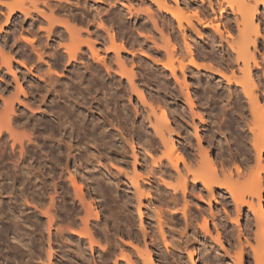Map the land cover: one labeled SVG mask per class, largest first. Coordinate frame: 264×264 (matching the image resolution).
<instances>
[{
	"label": "rangeland",
	"instance_id": "1",
	"mask_svg": "<svg viewBox=\"0 0 264 264\" xmlns=\"http://www.w3.org/2000/svg\"><path fill=\"white\" fill-rule=\"evenodd\" d=\"M20 1L21 0H4V1L1 0L0 1V2H3L5 4L4 5V4L0 3V28H1V30H0V46H2L3 44L5 45V46L3 45L4 47L2 46L3 49H5V52L10 47V50H8L6 52L7 53L6 55H8V53H9V55L12 54V55H10V57L13 56L12 57V66H11L12 70L6 69L7 67H6V64L4 62V59H2L0 57V94H1L0 95L1 96L0 97V118H1V120H5V118L7 119V117H8L5 113L6 110H4L7 108L8 105L5 106L6 108L3 107L5 102L3 101L4 102L3 103L2 100L5 98L4 100H6V104H8V102L9 101L11 102L12 98H14L15 100L13 101V104L15 106L14 107L15 110L13 112H16V114L14 115L13 112L9 113L13 117H11L12 119H10L12 121L9 120L8 122L12 125L13 120H15L14 124H13L15 127L12 125L11 126L12 128L14 127V129H17L18 132H22V133L28 132L29 134L30 133L35 134L36 136L35 135L33 136L32 134H30V135L33 138L36 137V139H35L36 142H37V140H39L38 143H36V142L34 143L35 145L37 144L39 147L36 145V148L37 147L38 148L33 149V146H35V145H33V146L31 145L30 149H33L34 151L33 150L32 151L37 152L38 155H40V151L43 149L41 151V155H40V157H41L40 162L37 165H39L40 163L41 164L39 165V167L37 165L36 166L38 167V169L41 168L40 169L41 174H43V173H45V174H43L41 176V179L39 178L40 179V180H38L39 183L36 182L35 180H33L32 185L35 184V185H33L35 190L36 189L39 191L43 190L42 192H44V190H45L43 187L47 186V188L49 189L50 192H52V194H53V192L55 193L54 186H57L56 190L58 191V193H56L55 196L56 197L58 196V203L57 204L60 205V206H58V209H59L58 212L60 214H56V216L57 215L59 216V217H57V220H56V221H58V224L63 226V228L65 227L69 233V232H71V229L69 228L70 227L69 226L70 222L68 220L69 218L67 217V213H68L69 208L72 209V208L76 207V210H78V212H79L78 214L80 215V217L85 216V213H86V211H84L85 209H83L81 206L78 207L77 203H76L77 204L76 206H75V204H73V202L75 201L73 189L71 188L72 186L70 185L71 184L69 182L70 180H68L69 176H70L69 174L71 172L72 174L76 175L79 180H82L84 188H85L84 193L86 195L87 201L86 200L85 201L87 202V206L90 203H95L94 204L95 207L92 206V209L95 208V210L97 209L100 212L102 226L103 227L107 226L106 229L110 232L112 231L111 232L113 234L112 236H115V237H113L114 239L116 238L118 241H119V239L120 240L126 239V241L131 240L135 244L136 243H138L139 245L141 244L140 247H142V250L144 252H147L149 250L152 251L154 259L157 262H160V264H171V261H173V260L174 261L176 260L177 263L181 262L180 264H214L213 260H215V257H214L215 254L210 253L209 250L207 252L206 251L204 252V250L206 249V247L211 248L213 246H218L217 248L221 250L220 244L216 241L211 240V237H208L207 241H206V238L203 237V232L199 229V225L202 223L201 222L202 217H201V214L199 212V209H202V211L206 214H208L209 210L212 209L213 211H216V213L218 215L221 212L223 215H225L223 208L221 207V205H224L225 203L227 205V202L224 201V199H225L224 196H221L219 198L221 200L220 203L216 204V202H213V201L211 203V202H208L209 197H208L207 193L203 194L204 195V201H202V200H199L198 197H197L198 199L196 198V195H198L197 193L199 190L191 191V189H190L191 192H189L190 194L188 196V201L191 200L189 202V204H190L189 208H191V210L189 209V211L191 213L193 212L195 215L193 213L192 214L189 213V211H188V215H189V222L192 221V226L194 225L193 226L194 228H192V227L186 228V225L188 222L185 219V217L182 213V210H181V208L183 209V204L185 203V202L183 203L184 199H181V198H183V196L181 195L182 193L177 194V197H176L177 201L173 200L174 195L168 191V189L165 187L164 182H163V177H164V179H166V181H168L167 180L168 176L165 175V172H164V174L157 172L154 175H151L152 177L150 175H148V177L150 176V180H149V178H147L145 176L149 173V171H150L149 169H151V167L154 166V164L152 162L153 161L152 156L155 155L154 156V158H156L155 160H158L159 159L158 156H160L162 159H164V161L166 160L165 162L167 163V157L165 155H167V156L169 155V150H168V148H165V146L162 145L159 142V139L155 136H154V138H151L154 140L148 141V137L149 136L152 137L151 134H154V131L151 127H149L147 125H146L147 126L146 127L145 125H143L142 122L145 120L146 124L149 125L147 118H146V117H148L147 114H149L150 112L152 114V112H154L155 110L158 111V112L155 111L156 113L160 114L161 112L159 111L158 107H160V108L163 107V109L168 112V116L172 121L173 128L175 131V133L173 134V137L175 138L178 149L180 147L179 152H181L180 154L184 155L185 158L188 159V161H190L189 158H191L192 156L195 158V155L197 154L196 150H198L197 149L198 144H199L198 141H200L201 146H203V147H205V149H207L208 153L210 154V157L213 158L216 162H218L220 160V158L231 159L232 156L233 157L235 156V157H237L236 158L237 162L240 163L245 159V157H247V155H245V153H244L245 145H242V143H241V137H240L239 131H238L237 127L234 126L236 124H233L234 122L229 121L231 119L233 120V118H235V115L230 112L232 114V116L230 113H228V114H230L228 116L227 113H224V110H223V109H226L228 102H230V100L232 101V99H229V97H228L229 96L228 89L222 83L217 84L218 78H217L216 74L214 73V71H212V70L211 71L210 70L205 71V69H194L197 72H195V71H194V73L188 72V74H187L188 83H189L188 89L185 88L186 86L181 81V78H182L181 75L182 74H180L179 70H178V75H180L179 76L180 79H179L178 83L176 82V80L172 76L169 75L170 77L169 76L167 77V75L170 71L166 70L162 65L163 63H166L168 61V59H167V58H169L168 51H169V49L171 51V47H172L171 43H168L169 41L167 42V38L169 37L170 40L173 42V44H175V46L177 48V50L175 52L177 55V56H175V58L177 57L176 58L177 60H179L180 57L182 58L184 56L182 59L187 62V60H186L187 59V52H186L187 49L185 50L186 47H183V42H182L183 40L180 39V38H182L181 37L182 32H180L181 30L179 29L178 26H176V25H178L176 19H174L172 14H170L166 11L164 12V10L162 11L161 9H159L157 6V3H155L153 0H68L69 2L66 0H65V2H64V0H53V1L52 0H37V1L34 0L35 2H38V3H36V5H34V7H33V4H35V3L30 2L31 0H22V2H20ZM49 1L51 3H49ZM168 1L170 2L171 5L173 4L174 7L176 6V4L174 5V2H172L171 0H168ZM208 1L209 0H205V2H202L200 0H198V1L197 0H181V3H182V9L185 13L184 14L185 18L187 17L188 19H190V22L192 24H194L196 26V29L198 28V30L202 34L201 36L196 35V34H198V30H196L197 32L195 31V33H194L195 35H194L192 33V32H194V31H192L193 29L189 28L190 26L186 25V24L190 23L189 20L187 18L185 19V20H187V22L184 20V26H185V28L187 27L186 28L187 34L190 36V44L193 47V50L195 51L194 53H195L196 57L197 58H198V56L201 57V58H198V59H201V60H199L200 62L205 63V64L208 63V65L210 64L209 66L212 65V67H214V66L216 67V65L218 66V64L216 62H218L219 57H218L216 50H214V48L212 46V42H213L212 35H215L216 33H214L215 31L212 27L206 28L208 30L207 31L205 28H202L201 24H199V20H201V21H208V20L214 21V20H216L215 17L217 18V15L215 16L214 13H212ZM213 1H214L213 3L216 2V0H213ZM46 2H48V4L51 5V7H52L51 11H49V8H51L50 5H47ZM52 5H54V6H52ZM188 5H190V6H188ZM35 6H38V8H40V10H43L42 13L46 12V13L50 14L51 16H49L48 14L47 15L49 17H52L54 20L52 18L48 20L49 17L47 18L46 14H45V16L47 18L46 20L48 21V22H46L45 18H42L43 17L42 14H41V16H39L41 12L39 10L35 9ZM13 8H15V12L12 15H9L10 10H12ZM21 8L27 9L28 12H30L32 14V16L30 13L27 15L26 14L23 15V12H21ZM128 8H130V9H128ZM202 8H204L206 12L203 11L204 9H202ZM82 9H84L85 11ZM37 11H38V13H36ZM7 13H9V14H7ZM69 13H70V15H69ZM87 13L88 14L90 13V14L88 15ZM98 13H100L101 15L100 14L98 15ZM37 14H39V15L37 16ZM153 14H154L155 19L152 16ZM35 15L37 16V18L35 17ZM150 16L152 17V19ZM8 18H9V21L7 22ZM100 19H102V20H100ZM153 19H154V21H153ZM156 19H157V21H156ZM50 20L51 21L53 20V23H55V25H54L55 27L53 26V24H52V26L49 24L51 22ZM64 20L69 22L71 25L73 24L72 26H75V28H76V26H78L77 30L81 31V33L79 32L81 34V41L83 39H84V41H85V39L86 40H90V39L92 40L93 39V41H95V43H96L95 49L96 50L99 49L98 51L100 52V54L102 53V56L103 55L107 56L106 50L109 47V43H110V45H112L111 40L108 39V38H110L108 36H110L111 33H114L116 35V37H118L117 41H116L118 44H119V42L124 43L125 46L127 47V49L130 50V52L133 51L134 53H136V55L134 57L130 53H126V54L123 53L122 54L125 56V57L122 56V58L126 60V62H127L126 64H129V65H127V68L129 67L128 69H131V68L135 69L134 73H135L136 77L134 75V78H133L134 83H135L134 86H131V84L128 82V79L126 77L125 78L119 77V75H116V77H115V73L113 74V76H112V74L109 75V73H107V71L105 69L104 64H102L101 62H98V61L93 62V59L91 58L92 54H91L90 50H88L89 48L86 47L87 45L84 42L83 43L80 42L79 38H77V37H79V35H77V37H76L78 39V42L76 44H77V46L78 45L80 46V44H83L80 46L81 50H83L82 53H80V55H81L80 60H83V61L79 60L80 62L76 61V62H71V64L68 63L66 61L68 58V54L66 53V51H65L66 49H64V48L71 47V45L75 46L76 44H72L73 39L69 38L70 33L66 29L61 27V25L59 24L60 22H62ZM5 21L7 22V25H5L6 24ZM155 22L157 23V25H155ZM102 23L103 24L105 23L106 24L105 26L109 30L106 27L105 28L102 27L103 28L102 29L100 27ZM162 23L165 24V27ZM38 24L42 28H45L46 30L39 28L40 26L37 27ZM49 25L51 28L48 27ZM153 25H155V26H153ZM166 26L168 29L170 27H173L174 30H172V29H169L170 31L168 29L166 30ZM46 27L49 29H52V27H54L53 30L55 31V33H54V31L52 32L49 30L51 34L48 35L49 32L47 31ZM160 27H161V29H163V28L164 29L161 30ZM262 27H264L263 24H262ZM8 28L10 29V31ZM58 28H59V30H58ZM27 29H29V30H27ZM80 29H82V30H80ZM87 29L89 31H87ZM105 29H107V30H105ZM5 30H7V31H5ZM96 32H98V33H96ZM107 33H110V35L109 34L107 35ZM21 34L23 35L24 38L28 37L27 39H29V38L35 39V43H34L33 39H29L31 41L33 40L34 46L31 47L32 43L31 42L28 43V41H25ZM177 35H178V37H177ZM102 36L105 38H101ZM137 36H138V38H137ZM145 36H147V37H145ZM11 37H13V38H11ZM48 37H50V38H48ZM70 37H71V35H70ZM51 38H53V40ZM129 38H130V40H129ZM150 38H151V40H150ZM56 39H58V40H56ZM107 39L110 42L106 41ZM36 40H39V41H36ZM209 40H211V41H209ZM55 42H57V43H55ZM127 42H129V43H127ZM153 42H154V45H156V46H152ZM30 43H31V45H30ZM35 44H37L36 45L37 47L41 45L40 47H42V48L35 47ZM44 44H45V46H44ZM59 44H62V45L60 46ZM148 44H150L151 46ZM47 46H48V48H47ZM158 46H160L161 48ZM184 46H185V44H184ZM36 49H39L40 52L44 51L42 53H45L44 54L45 60H43V62L41 61V64L37 58L38 56L35 55L37 53H33L34 51H37ZM62 49H64V50H62ZM81 50L79 52H81ZM138 50H140V52ZM3 52H4V50H3ZM28 53H29V55H28ZM86 54H88V55H86ZM211 55H212V57H210ZM64 56H66V58ZM108 56L109 57L107 59H109L113 64L114 59L112 60V58H114V54L110 53V54H108ZM131 56H132V58H131ZM204 57L207 59V61ZM215 57L216 58L218 57L216 59L217 61L214 59ZM30 58H32V59H30ZM13 59H15V61ZM158 59L160 61L162 60L161 62H163V63H160V61ZM182 59H180V60H182ZM47 60H48V62H47ZM153 60H156V61H153ZM177 60H175V62H178ZM17 61H18V63H17ZM22 61L26 62V63L25 62L23 63L24 66H22L23 64H20V63H22ZM132 62H133V64H132ZM96 63H97V66H96ZM133 65H135V66H133ZM103 66H104V68H103ZM115 67H116L115 69H117V66H115ZM49 68L51 69V71L54 72L52 74H54V77L57 78L59 81L57 79H55L56 81L52 80L53 79V78H51L52 75H50L51 79L49 81V78H48L49 76L47 77V75H48L47 73L50 70ZM216 68L224 70V68L223 67L221 68V66L220 67L218 66ZM38 69H40V70H38ZM92 69H94V71ZM162 69H163V71H162ZM164 71H166V73H164ZM40 74H41V76H40ZM169 74H171V73H169ZM193 74H195V75H193ZM97 78H99V79H97ZM169 78H170V80H168ZM119 79L122 81H120ZM54 82L56 84H54ZM224 83H225V81H224ZM48 84H51V85L54 84V85L49 86ZM215 86H217V87H215ZM54 87L56 88L57 91L55 90ZM133 87H135V88H133ZM60 89H61L62 93H61ZM64 89H66V90H64ZM63 90H64V93H63ZM187 93H189V94L187 95ZM139 94L142 96H140ZM66 95L69 96L70 99H69V97H66ZM71 95L73 97H71ZM189 95L192 96L193 101L196 104L194 109H193L194 115H198L197 113L200 111L199 114L201 113L203 115L202 116L200 114V116H202L204 118V120L206 119L205 121L200 120V117L198 118V116L194 117V115L192 118L191 114H189L192 111H190V109L188 108L189 106L187 105V101L185 99V96H189ZM59 96H60V99H59ZM2 97H4V98H2ZM17 97L19 100H16ZM67 98L70 100V102H67V101H69V100H67ZM226 99L227 100L229 99V101H227ZM215 102H217V103H215ZM232 102L235 105L236 101L235 102L232 101ZM2 103H3V106H1ZM68 103H70V104L67 105ZM77 103L80 105H77ZM82 104L84 105V107L86 106L87 108H83ZM232 104H231V107L232 106L234 107V105H232ZM159 105H161V106H159ZM29 106H33L34 109H32L33 107L29 108ZM149 106L154 107V109L152 108V110H154V111H149L151 109V108H148ZM59 108L61 109V111ZM63 108H66L67 110H64ZM69 108H71V111L73 110L72 111L73 114L70 113L71 111ZM145 108H147V109H145ZM83 109H85V110L82 111ZM88 110H90V111H88ZM184 110H186V111H184ZM197 110H198V112H196ZM2 111L3 112L5 111V112L3 113ZM63 111L64 112L67 111L69 113L66 114ZM45 112H46V114H45ZM1 113L3 115L5 114V115L3 116ZM182 113H184V114H182ZM185 113H186V115H185ZM79 114H81V115H79ZM151 114H149V116ZM158 114H157V116H158ZM220 114H222V115H220ZM225 114L227 115L226 117H225ZM68 115H69V117H68ZM74 115H76V116H74ZM82 115L84 117L86 115V117H85L86 119ZM152 116H153V114L151 115V117ZM154 116H155V114H154ZM81 118L84 120H82ZM191 118L193 120H191ZM69 120L71 121V123L74 124V125L72 124L74 129L71 128L72 125H71ZM42 121H43V123H42ZM81 121L83 122V124ZM218 121L220 122V124L218 123ZM75 122H76V124L79 125L78 128H77L78 125H76ZM94 122H95V124H94ZM1 123H4V122L1 121ZM9 123H8V125H9ZM62 123H63V125H62ZM98 123L101 124V128H102V125L104 126L103 129L105 131H109V137L108 138L103 137L104 135L101 133L104 130L102 131V129L100 128V124H98ZM5 124H7V123H5ZM44 124H48L47 127H45ZM92 124L95 125L96 128H94L92 126ZM113 124H114V126H113ZM140 124H142L141 128H142V131L144 133L143 132L140 133V131H141V129L139 128V126H141ZM181 124H182V127H181ZM60 125H61V127L63 126L62 128H65V126H66V128H65L66 130L62 129L60 127ZM0 126H1V124H0ZM2 126H4V124ZM5 126H4V129H5ZM84 126L85 127L87 126V127L85 128ZM97 126H99V127H97ZM144 126L146 128H144ZM48 127H50L49 130L48 129L46 130V128H48ZM80 127H82V129H84V130H82ZM92 128H94V130ZM72 129L75 132H72ZM77 129H78V131H76ZM220 130H222V131H220ZM50 131H51V134H50ZM58 131H60V132H58ZM84 131H85V134L82 133ZM145 132L146 133L148 132V134L150 133V135L146 134ZM52 133L54 135L52 137H55V138L58 136L60 137L63 133V135L66 136V137L63 136V139L67 138L68 141L71 142L75 146L80 144V143H83L82 146L85 145V147H86L83 152H85L87 150L86 152L88 153V151H91L93 149L94 145H96V147H98V149H100L102 152H104V155L109 156V157L112 156L111 161H113V163L115 165L119 166L120 168L122 167L121 168L122 171H118L120 173V175L117 171H116V173L115 172L108 173L107 169L99 168L98 172L100 175V182H102V183L104 182V184L100 183L101 186H100V188L97 189L96 184L93 182L90 175H88L86 168L82 169V167H80L81 166L80 165L81 159H79L80 162L78 160L75 161L76 160L75 158L79 157V154H78L79 151L78 150L77 151H71V152H74L73 154L75 155L74 156L75 158L72 157L73 154L71 156H69V158H67V155H68L67 152H69L70 150L67 149L68 144L67 145L63 144V142H64L63 140H61L62 144L59 145V143H61V142H59L58 144H56L57 146L55 145V148L52 147V145L47 143V140H45L47 136H45V135L50 136V135H52ZM57 133H58V135H56ZM66 133L70 137L67 136ZM70 133L73 134L78 139L75 138L73 135L71 136ZM110 133H112V134H110ZM86 134L88 135V139L91 140L90 143H88L89 141L88 142L86 141V140H88L86 137L87 136ZM141 134H142V136H141ZM80 135L83 137H81ZM127 135H129V136H127ZM197 135L200 138H198ZM41 136H42V139H41ZM110 136H112V137H110ZM89 137H93V138L90 139ZM130 137H132V138L130 139ZM146 137H147V141H146ZM70 138H72V139H70ZM83 138H84V141H83ZM98 138H99V140H98ZM47 139H48V137H47ZM77 141H78V144H77ZM153 141H155V142L158 141V142H156L154 144ZM86 142H87V144H86ZM110 142H111V144H109ZM116 142L119 144H117ZM140 142L142 145L139 144ZM150 142L153 144V146L155 145L154 149L157 150L156 152H154L155 150L153 149V146ZM46 143L48 144L49 148H48ZM99 143H101V144H99ZM97 144H98V146H97ZM122 144H124V145H122ZM133 144L134 145L136 144L134 149H133ZM27 145H28V143H27ZM46 146H47V148H46ZM146 146H148V148ZM150 146H152V147H150ZM8 147H7V152L3 151L0 148V152H2L3 154L5 153L4 155L8 156V157H6V156L3 157L2 155L0 156V159L1 158L4 159V160H0V162L2 161L0 163V171L5 170V171H1V173L6 172L9 175L12 172L11 170H13V168L11 167L12 169H10V166L12 165V163H11L12 160L8 159L9 160L8 161L7 159H5V158H10L7 153L11 151L10 150L11 148L10 147L8 148ZM79 147H80V145H79ZM144 147H145V149L143 150L142 148H144ZM44 148H46V149H44ZM52 148L55 151H53ZM62 149H63V151H62ZM102 149H106V150H102ZM166 149L168 152L167 154H165ZM46 150H48L49 152ZM50 151H52V152L50 153ZM61 151L64 153H61ZM134 151L137 153V156L134 154ZM46 152L48 153L49 156L47 155ZM76 152L78 155L76 154ZM146 153H148L150 155L153 154V155L149 156ZM156 153H157V155H156ZM43 154H45V156ZM53 154H54V156H53V158H51L52 156L50 157V155H53ZM57 154L59 155V157ZM254 154H255L254 151H252V156H254ZM55 156L57 159L55 158ZM134 156L137 157L136 162H135ZM59 158H61L62 160ZM43 159H45V160H43ZM41 160H42V162H41ZM66 161H68V162H66ZM8 162H10L11 164H9ZM49 162L51 163V166H50ZM52 163L55 166V168H53L54 166L52 165ZM65 163H68V164L65 165ZM255 163H256L255 161H252L251 167L253 165V168H254ZM8 164L10 165L9 168H8ZM150 164L152 166H150ZM41 165L42 166L47 165V166L45 168V167H42ZM134 165L136 168L135 170H133ZM2 166H3V168H2ZM65 166H67V167H65ZM68 166H69V168H68ZM147 166L149 167V169ZM63 167H65V168H63ZM183 167L184 166L182 165V168ZM196 167L197 166L194 165L193 169L196 170ZM66 168H68V169H66ZM164 169L167 170L165 167H164ZM62 170H64V171H62ZM125 170H126V172H125ZM8 171H9V173H8ZM65 171H66V173H65ZM81 171H83V173ZM135 172L141 173L140 175L143 174L141 176V178H138V179H140L139 183L141 182L142 187L144 189V192L145 193H146V191L148 192L146 196L141 195V193L140 194L138 193L139 195L137 196V194H136L137 190L135 189V187H133L134 185H132V182L130 181L132 177L135 178V175H134ZM80 173L82 174L83 177L81 176ZM62 174H63V176H62ZM108 176H110V179L113 180L112 182L108 178ZM137 177H138V175H137ZM263 177H264V174H263ZM1 178H2V176L0 177V179ZM173 178H175V179H173ZM173 178L172 179L169 178V179L172 181H175L177 183V177H173ZM9 179H7V181H8V185H10V186H7L6 179H1L0 182L3 183V184H1V185H3V188H7L8 191L11 192L12 189L15 188L14 187L15 185L13 184L12 179H10V180ZM142 179H145L147 181L142 182ZM156 179H157V181H156ZM158 179L160 180V182ZM41 180L42 181L46 180V181L42 182ZM54 180H55V182H54ZM52 181H53V183H52ZM108 181L111 182L112 184L109 183ZM114 181H115V183H114ZM11 183H12V185H11ZM45 183H47V185ZM49 183H50V186H49ZM56 183H59V184L57 185ZM169 183L173 184L174 182L170 181ZM176 183H174V185ZM19 185H20V183H19ZM29 185H31V184H28V186ZM37 185H39L38 187H40L41 190H40V188L36 187ZM23 186H24V184L21 185L20 189H22ZM147 186H150V187H147ZM8 187H10V188H8ZM18 188H19V186H18ZM199 188H200V186H199ZM0 189H2L1 186H0ZM53 189H54V191H53ZM159 189H161V190H159ZM25 190H27V192L29 191L30 193H26ZM134 190H136V191H134ZM22 191L24 192L25 195H23ZM22 191L20 193V197L18 198V202H20V203L18 204V202H17V208L19 209V211H22L24 215H26V214L31 215V213H32V215H34V217H35L36 213L39 215V210H38L39 208H36L34 206V204H31V203L28 204L26 202V201L32 200V197H33L32 192L28 188L24 189ZM263 195H264V193H263ZM5 196L6 195H4V196L2 195V197L0 199V201L3 199L0 202V214H1V216H0V218H1L0 219V224H1L0 229L2 230V232L6 231L5 233H3L1 235L2 237L0 236L1 237L0 238V264H18V263L23 264L22 259H24V257H26V256L27 257L25 258L26 260L24 259L25 260L24 264H27L28 260H29L28 264H32L35 261L36 262L34 264H68V263L69 264H87V262H88V264H102L101 259L99 258L100 257L99 252H96V255H95V254H92L91 252L89 253V250L86 251V254H83L85 257V258L82 257L84 263L82 260H79L77 258L78 252L75 251L76 250V247H75L76 243H74L75 242L74 240L72 241L73 236L70 233L66 239L64 238L65 239L64 242H66V240H67V244L62 243L63 239H61V240L59 238L56 239L55 232H54L53 239L49 241V235L47 233V230L45 229L46 228V222L45 221L47 219H46V217H43L42 215L40 216L42 218L39 217L40 218L39 221L41 224V228L43 226L42 229H44L45 233L41 232L40 230H37V229H40V227H36L35 226L36 224L31 226V227H29L30 225L28 227L24 226V228H22L24 224L20 225L21 230L23 229L22 232L26 233V235H27V233L29 234L27 236L26 235L24 236L25 239L23 238L25 240L24 243H26V242H28V243H26V245H27L26 247L19 245V244H21V242L16 244V241H13L14 236H15L14 233H11L12 231L9 232V229H8V227L10 225V222H9L10 210L13 209L14 201H12V199H10L8 196L7 197H5ZM24 196H26V197H24ZM64 196L67 199H64ZM27 198H28V200H27ZM65 200H67V201H65ZM178 200H179V202H178ZM36 202L37 201H35L34 203H36ZM88 202H90V203L88 204ZM175 202H177L178 204H176ZM174 203H175V205H174ZM179 203H180V205H179ZM230 203H231V199H230ZM122 204H123V206H122ZM139 204H141V206ZM219 204H221V205L219 206ZM27 205H28V207H27ZM72 205H74V206H72ZM25 206L27 208L24 210L25 211L24 212L23 209L25 208ZM217 206L220 208L221 212H218ZM263 206H264V202H263ZM172 207H174V209ZM177 207L179 208V210ZM27 209H28V211H27ZM171 210H172V212H171ZM173 211L175 212L174 214H172ZM159 212H161V214H162L161 216H162V221L164 223V230L166 229L165 235L168 237V240L170 242H172V239H170V237H169L171 235H172L171 237H174V240L178 241V244H179L177 246L178 250L173 245H170V247L168 249L165 246V243L163 241L164 238L162 236L160 237L161 233L158 230V227H159L158 226V213ZM245 212L247 213V209ZM79 215L77 218H76V216L74 217V218H76V223H75L76 225H74V224L71 225V227L73 226L72 228H74V229H81L82 228V223L80 221L81 219H79L80 218ZM232 215H234V214H232ZM235 215L232 217L233 219L235 218ZM60 216H62L61 217L62 221H61V219H59ZM7 217H9V218H7ZM34 217L32 216L33 221L35 219ZM116 217H117V219H116ZM247 217H245L244 220L242 221V226L244 225V227H246L245 224H247V222H248L249 225H247V226L249 228L251 227V229L253 231H255L256 230V226H255L256 223H253V222L257 221V216L255 217L254 214H251L250 218L248 217L249 218L248 221H245V219H247ZM221 220L223 221V220H225V218L224 219L220 218L217 221L218 228L222 232V242L224 243V245H226L228 247L229 246L228 244L230 243L229 241H233L235 236L237 235L236 231H238V228H236V227L238 225L236 226V223H234L231 220H227V223L229 225L226 223V225H227L226 226V225H224V223H222L223 224V226H222ZM25 225H27V224H25ZM115 225L116 226L118 225L119 227L118 226L116 227ZM231 225L235 229H237V230H235V232H234V229L231 227ZM34 227H36V231H38V232L33 231V230H35ZM114 227H115V229H114ZM116 228L119 230H117ZM93 229L94 228H92V231H94ZM194 230H195V232H196V230H199L198 235L197 234L194 235L195 234ZM210 230L212 232V235L216 236L217 231H216V228H214V225L212 223H210ZM232 231L235 234L232 233ZM95 235L98 237V238L97 237L96 238L98 239V241L100 242V244L102 246H108L109 245V243H110L109 240H107L106 237L104 236L105 232L104 233L98 232V234H95ZM99 235H100V237H99ZM185 236H186V238H185ZM195 236L197 237L196 239H195ZM232 237H234V238H232ZM150 238H152V239H150ZM192 238H194V239H192ZM54 239L57 241L56 243H55ZM105 239L107 240V242ZM198 239H199V241H197ZM53 240H54V242H53ZM227 240L229 243L227 242ZM2 241H4V242H2ZM59 242H60V244H59ZM214 242H216L217 244L216 243L214 244ZM138 244H136V245H138ZM200 244H202V247L203 246L204 247L201 248ZM29 245L32 247H30ZM35 246H36V248H35ZM62 246H65V247H62ZM147 246L149 249L147 248ZM60 247H62V248H60ZM68 247L71 248V250L69 249L70 251H68ZM187 248L189 251H192L193 248L196 249V252L194 253L195 257H194L193 261L190 259L189 253L186 251ZM200 249H203V250H201V252L203 251L202 253H200V251H199ZM17 250H19L20 252ZM65 250H66V252H65ZM18 252H19V255H18ZM34 252H35V255H33ZM69 252H70V254H69ZM197 252H198V255L196 254ZM30 253H31V255H30ZM61 253H62V255H61ZM22 254H23V256H22ZM48 254H51V258H48V256H49ZM74 254H77V255H74ZM32 255L34 256L35 261H34V259L33 260L31 259V261H30V256H32ZM205 255H206V258L207 257L208 258L203 260L202 257H205ZM35 256H36V258H35ZM169 256H171V257H169ZM92 257H93V260H92ZM49 259H50V262H48ZM89 259H91V260H89ZM18 260L19 261L21 260V261L19 262ZM64 261H66L68 263H65ZM81 261H82V263H81ZM97 261H100V262H97ZM89 262H91V263H89Z\"/></svg>",
	"mask_w": 264,
	"mask_h": 264
},
{
	"label": "bare ground",
	"instance_id": "2",
	"mask_svg": "<svg viewBox=\"0 0 264 264\" xmlns=\"http://www.w3.org/2000/svg\"><path fill=\"white\" fill-rule=\"evenodd\" d=\"M1 1V0H0ZM2 1H4V0H2ZM35 1H37V0H35ZM34 0H31L30 2H33V3H35V4H33V7H34V5H36V3H38V2H35ZM53 1V0H52ZM66 1H68V0H66ZM155 3H157V6H158V8L159 9H161L162 11L164 10V12L166 11V12H168V13H170V14H172V16L174 17V19H176V21H177V23H178V25H176V26H178L179 27V29L181 30L180 32H182V35H181V37L182 38H180V39H182L181 41L183 42V47H186L185 48V50L187 49V62L186 61H184L182 58L184 57H180V59H182V60H177L176 58H175V56H177L176 55V50H177V48H176V46H175V44H173V42L170 40V38L168 37L167 38V42L168 43H171V45H172V47H171V51H170V49H169V51H168V55H169V58H167L168 59V61L166 62V63H163V62H161L159 59V61H160V63H163L162 65H163V67L166 69V70H168V71H170L169 73H171V74H169L168 72V75H167V77L170 75V76H172L175 80H176V82L178 83V81H179V76L180 75H178V70L180 71V74H182L181 75V81L183 82V84L186 86L185 88L186 89H188L189 88V83H188V78H187V74H188V72H190V73H194V69H205V71L206 70H212V71H214V73L216 74V76H217V78H218V83L217 84H224L225 85V87L228 89V91H229V99H232V101H236V103H235V105H234V103L230 100V102H228V104H227V107H226V109H223L224 110V113H227V115L229 116L231 113L232 114H234L235 115V118H233V120L231 119V120H229L230 122L232 121V122H234L233 124H236V125H234L235 127H237V129H238V131H239V134H240V137H241V143H242V145H245V151H244V153H245V155H247V157H245V159L242 161V162H237V157H233L232 156V158L231 159H227V158H220V160L218 161V162H216L213 158H211L210 157V154L208 153V151H207V149H205V147H203V146H201V143H200V141H198V150H196L197 151V154L195 155V158L192 156L191 158H189L190 159V161H188V159H186L185 158V156L184 155H181L180 153L181 152H179V149H180V147H179V149H178V146H177V143H176V141H175V138L173 137V134L175 133V131H174V128H173V124H172V121H171V119L169 118V116H168V112L167 111H165L164 109H163V107L162 108H160V107H158L159 108V111L161 112L160 114H158V113H156V112H158V111H154V110H152V108L154 109V107H148V108H151L149 111H154V112H152V114H153V116L151 117V112L149 113V114H151L150 116H149V114H147L148 115V117H146L147 118V121H148V123H149V125L148 124H146V122H145V120L142 122V124L143 125H147V126H149V127H151L152 129H153V131H154V134H151L152 135V137H148V141L149 140H154V139H151V138H154V136L155 137H157L158 139H159V142L162 144V145H164L165 146V148H168V150H169V155L167 156V155H165L166 157H167V163L164 161V159H162L160 156H158V160H155L156 158H154V156H152V155H150V154H148V153H146V154H148L149 156H152L153 157V164H154V166H152L151 164H150V166H152L151 167V169H149V167H148V169L150 170L149 171V173L147 174V175H145L147 178H149V180H150V176L151 175H154L155 173H157V172H159V173H163L164 174V172H165V175H167L168 177V181H166V179H164V177H163V182H164V185H165V187L168 189V191L171 193V194H173L174 195V198H173V200L174 201H177L176 200V197H177V194L178 193H182L181 195L183 196V198H181V199H184L183 200V209L181 208V210H182V213H183V215H184V217H185V219L187 220V225H186V228H188V227H192V228H194L193 226H192V221H190L189 222V215H188V211H189V209L191 210V208H189L190 206V204H189V202L191 201H188V196H189V192H191V191H197V190H199L198 191V195H196V198L198 197L199 198V200H202V201H204V195L203 194H206L207 193V195H208V197H209V201L208 202H211L212 203V201L213 202H216V204L217 203H220V197L221 196H224V201L225 202H227V205H226V203L224 204V205H221V204H219V206L221 205V207L223 208V211H224V213H225V215H223L222 214V212H221V210H220V208L217 206V210H218V212H221L219 215L216 213V211H213L212 209L211 210H209V213L208 214H206V213H204L203 211H202V209H199V212H200V214H201V217H202V223L199 225V229L203 232V237L204 238H206V241H207V239H208V237H211V240H213V241H216V242H218L219 244H220V248H221V250L220 249H218L217 247L218 246H213V247H211L210 245V247L211 248H209V247H206V249L204 250V252L206 251H210V253H214L215 254V260H213L214 261V264H264V206H263V202H264V195H263V193H264V177H263V174H264V27H262V24H263V26H264V0H216V2L215 3H213L214 1L213 0H209L208 1V3H209V6H210V9H211V11H212V13H214V15L216 16L217 15V18L215 17V19L216 20H214V21H201V20H199V24H201V26H202V28H210V27H212L213 29H214V33H216L215 35H212V38H213V42H212V46H213V48H214V50H216V52H217V54H218V57H219V59H218V62H216L217 64H218V66L220 67L221 66V68L223 67L224 68V70H222V69H219V68H216V67H218L217 65H216V67L214 66V67H212V65L211 66H209L208 65V63H202V62H200L199 60H201V59H198V58H201V57H199L198 56V58L196 57V55H195V51L193 50V47L191 46V44H190V36L187 34V30H186V28H185V26H184V20L187 18H185V16H184V11H183V9H182V3H181V0H171L172 2H174V5L176 4V6L174 7L173 6V4L171 5L170 4V2L168 1V0H153ZM198 1V0H197ZM200 1H202V2H205V0H200ZM20 2H22V0L20 1ZM60 2V1H59ZM64 2H65V0H64ZM69 2V1H68ZM169 2V3H168ZM0 3H2V4H4L3 2H0ZM6 3V2H5ZM49 3H51L50 1H49ZM190 3V2H189ZM46 4L47 5H50V4H48V2H46ZM5 5V4H4ZM46 5V6H47ZM59 5V4H58ZM65 5V4H64ZM39 6V5H38ZM38 6H35V9H37V10H39L40 12V15L39 14H37V16L39 15V16H41V14H42V18H45V20L49 17V16H51L50 14H48V13H46L45 11V13H42V11L43 10H40V8H38ZM52 6H54V5H52ZM56 6V5H55ZM188 6H190V5H188ZM48 7V6H47ZM50 7H51V5H50ZM197 7V6H196ZM49 8V7H48ZM54 8V7H53ZM194 8V7H193ZM128 9H130V8H128ZM202 9H204V8H202ZM52 10V7L51 8H49V11H51ZM82 10H84V9H82ZM201 10V9H200ZM60 11V10H59ZM69 11V10H68ZM85 11V10H84ZM146 11V10H145ZM199 11V10H198ZM203 11H205V9L203 10ZM15 12V8H13L12 10H10V14L9 13H7V14H9V15H12L13 13ZM21 12H23V15L24 14H29L30 12H28V10L27 9H25V8H21ZM206 12V11H205ZM36 13H38V11L36 12ZM53 13V12H52ZM67 13V12H66ZM65 13V14H66ZM71 13V12H70ZM70 13H69V15H70ZM31 14V13H30ZM45 14H46V16H47V18H46V16H45ZM49 16H48V15ZM77 14V13H76ZM88 14V13H87ZM90 14V13H89ZM88 14V15H89ZM100 13H98V15H99ZM130 14V13H129ZM183 14V15H182ZM8 15V16H9ZM54 15V14H53ZM52 15V16H53ZM72 15V14H71ZM74 15V14H73ZM101 15V14H100ZM31 16H32V14H31ZM37 16L35 15V17L37 18ZM85 16V15H84ZM153 16V18H154V14L152 15ZM10 17V16H9ZM13 17V16H12ZM25 17V16H24ZM34 17V16H33ZM74 17V16H73ZM87 17V16H86ZM151 17V16H150ZM30 18V17H29ZM52 17H49L48 18V20L49 19H51ZM95 18V17H94ZM165 18V17H164ZM2 19V18H1ZM53 19V18H52ZM85 19V18H84ZM93 19V18H92ZM151 19H152V17H151ZM155 19V18H154ZM154 19H153V21H154ZM162 19V18H161ZM168 19V18H167ZM188 19V18H187ZM40 20V19H39ZM54 20V19H53ZM53 20L49 23L51 26H52V24H53V26L55 25V23H53ZM71 20V19H70ZM83 20V19H82ZM90 20V19H89ZM100 20H102V19H100ZM104 20V19H103ZM189 20V22H190V19H188ZM9 21V18L7 19V22ZM65 21V20H64ZM62 21V22H60L59 24L61 25V27H63L64 29H66L69 33H70V35H71V37H70V35H69V38L70 39H73V43L72 44H76L77 42H78V39L77 38H79V41L80 42H84L86 45V47H88L89 49L88 50H90V52H91V58L93 59V62H95V61H98V62H101L102 64H104V66H105V69H106V71H107V73H109V75H111L112 74V76H113V74L115 73V77H116V75H119V77H123V78H127L128 79V82L131 84V86H134V75H135V73H134V68H131V69H128L127 68V65H129V64H126L127 62H126V60L125 59H123L122 58V56H124V55H122L123 53H130L131 55H133V57L136 55V53H134L133 51H131L130 52V50H128L127 49V47L125 46V44L124 43H120L119 42V44L116 42L117 41V38L118 37H116V35L114 34V33H111V35H110V33H107V35L109 34L110 36H108V37H110V38H108V39H110L111 40V42H112V45H110V43H109V47L107 48V50H106V52H107V56H102V53L100 54V52L98 51V50H96L95 49V41H93V39L91 40H86L85 39V41H84V39L81 41V31H78L77 30V27L78 26H76V28H75V26H72L69 22H67V21ZM81 21V20H80ZM156 21H157V19H156ZM186 22H187V20H185ZM7 22L5 21V25H7ZM15 22V21H14ZM46 22H48L47 20H46ZM102 22V21H101ZM185 22V23H186ZM188 22V23H189ZM161 23V22H160ZM174 23V22H173ZM57 24V23H56ZM82 24V23H81ZM84 24V23H83ZM90 24V23H89ZM147 24V23H146ZM163 24V23H162ZM13 25V24H12ZM50 25L48 26L49 28H51L50 27ZM88 25V24H87ZM106 24L104 23H102L101 24V28L103 27V28H105L106 26H105ZM155 25H157V23L155 22ZM155 25H153V26H155ZM164 25V27H165V24H163ZM172 25V24H171ZM186 25H188V26H190L189 28H191V29H193L192 31H194V32H192L193 34L195 33V31L196 30H198V28L196 29V26L194 25V24H192L191 22L189 23V24H186ZM38 26H40L39 24L37 25V27ZM30 27V26H29ZM28 27V28H29ZM55 27V26H54ZM54 27H52V29H49V28H47V31L49 32H47L48 33V35L49 34H51L50 33V31H54L53 30V28ZM80 27V26H79ZM84 27V26H83ZM39 28H41V29H45V28H42L41 26L39 27ZM102 28V29H103ZM107 28V27H106ZM9 29V28H8ZM14 29V28H13ZM12 29V30H13ZM31 29V28H30ZM108 29V28H107ZM107 29H105V30H107ZM112 29V28H111ZM160 29H161V27H160ZM159 29V30H160ZM164 29V28H163ZM163 29H161V30H163ZM168 28H167V26H166V30H167ZM169 29H172V30H174L173 29V27H170ZM168 29V30H169ZM0 30H1V28H0ZM27 30H29V29H27ZM26 30V31H27ZM32 30V29H31ZM40 30V29H39ZM46 30V29H45ZM50 30V31H49ZM58 30H59V28H58ZM80 30H82V29H80ZM109 30V29H108ZM171 30V31H172ZM207 30V29H206ZM5 31H7V30H5ZM9 31H10V29H9ZM57 31V30H56ZM87 31H89L88 29H87ZM142 31V30H141ZM170 31V30H169ZM205 31V30H204ZM208 31V30H207ZM46 32V31H45ZM66 32V31H65ZM67 32V33H68ZM80 32V33H79ZM113 32V31H112ZM168 32V31H167ZM174 32V31H173ZM197 32V31H196ZM35 33V32H34ZM33 33V34H34ZM42 33V32H41ZM46 33V34H47ZM54 33H55V31H54ZM60 33V32H59ZM64 33V32H63ZM96 33H98V32H96ZM100 33V32H99ZM117 33V32H116ZM169 33V32H168ZM12 34V33H11ZM28 34V33H27ZM106 34V33H105ZM118 34V33H117ZM176 34V33H175ZM8 35V34H7ZM22 35V34H21ZM40 35V34H39ZM53 35V34H52ZM65 35V34H64ZM76 35V36H75ZM77 35H79V37H77ZM98 35V34H97ZM120 35V34H119ZM140 35V34H139ZM162 35V34H161ZM169 35V34H168ZM191 35V34H190ZM195 35V34H194ZM196 35H202L201 34V32L198 30V34H196ZM35 36V35H34ZM47 36V35H46ZM54 36V35H53ZM92 36V35H91ZM94 36V35H93ZM99 36V35H98ZM104 36V35H103ZM101 37V38H105V37ZM118 36V35H117ZM122 36V35H121ZM204 36V35H203ZM210 36V35H209ZM214 36V37H213ZM21 37V36H20ZM22 37H23V35H22ZM21 37V38H22ZM31 37V36H30ZM67 37V36H66ZM77 37V38H76ZM95 37V36H94ZM145 37H147V36H145ZM177 37H178V35H177ZM193 37V36H192ZM195 37V36H194ZM6 38V37H5ZM11 38H13V37H11ZM24 38V37H23ZM28 37H26V38H24V40L25 41H28V43L29 42H31L32 43V46L31 47H33L34 45V43H35V39H33V38H29V39H33L34 40V43H33V40L31 41V40H29V39H27ZM42 38V37H41ZM48 38H50V37H48ZM64 38V37H63ZM100 38V39H101ZM137 38H138V36H137ZM166 38V37H165ZM175 38V37H174ZM173 38V39H174ZM20 39V38H19ZM27 39V40H26ZM52 40H53V38H51ZM50 39V40H51ZM67 39V38H66ZM108 39L106 40V41H108ZM154 39V38H153ZM152 39V40H153ZM158 39V38H157ZM163 39V38H162ZM210 39V38H209ZM23 40V39H22ZM51 40V41H52ZM56 40H58V39H56ZM61 40V39H60ZM69 40V39H68ZM129 40H130V38H129ZM150 40H151V38H150ZM177 40V39H176ZM212 40V39H211ZM211 40H209V41H211ZM18 41V40H17ZM36 41H39V40H36ZM67 41V40H66ZM76 41V42H75ZM105 41V42H106ZM154 41V40H153ZM171 41V42H170ZM180 41V42H181ZM42 42V41H41ZM44 42V41H43ZM79 42V43H80ZM97 42V41H96ZM108 42H110V41H108ZM146 42V41H145ZM152 42V41H151ZM181 42V43H182ZM31 43H30V45H31ZM45 43V42H44ZM55 43H57V42H55ZM127 43H129V42H127ZM132 43V42H131ZM143 43V42H142ZM141 43V44H142ZM133 44V43H132ZM137 44V43H136ZM153 45L152 46H156V45H154V42L152 43ZM184 44H185V46H184ZM211 44V43H210ZM209 44V45H210ZM4 45V44H3ZM2 45V46H3ZM28 45V44H27ZM37 44H35V47H37L36 46ZM60 46L62 45V44H59ZM71 45V44H70ZM81 45H83V44H80V46ZM148 45H150V44H148ZM159 45V44H158ZM0 46V57L2 58V59H4V62H5V64H6V69H10V70H12L11 69V66H12V57L13 56H11L10 57V55H12V54H10L9 55V53H8V55H6L7 53V51L8 50H10V47H9V49L5 52V49H3V47L5 46ZM25 46V45H24ZM41 46V45H40ZM40 46H38V47H40ZM44 46H45V44H44ZM80 46L78 45L77 46V44L75 45V46H72L71 45V47H66V48H64V49H66L65 51H66V53L68 54V58H67V62L68 63H70L71 64V62H76V61H79L80 59H81V55H80V53H82V51L83 50H81V48H80ZM151 46V45H150ZM181 46V45H180ZM202 46V45H201ZM8 47V46H7ZM34 47V48H35ZM37 47V48H38ZM52 47V46H51ZM99 47V46H98ZM158 47H160V46H158ZM196 47V46H195ZM210 47V46H209ZM30 48V47H29ZM40 48H42V47H40ZM39 48V49H40ZM45 48V47H44ZM43 48V49H44ZM47 48H48V46H47ZM106 48V47H105ZM156 48V47H155ZM161 48V47H160ZM168 48V47H167ZM181 48V47H180ZM39 49H36L37 51H34L33 53H37V54H35V55H37L38 57V60L40 61V64H41V61L43 62V60H45V57H44V54L45 53H42V52H44V51H42V52H40V50ZM42 49V50H43ZM64 49H62V50H64ZM102 49V48H101ZM3 50H4V52H3ZM81 50V52H79ZM168 50V49H167ZM139 52H140V50H138ZM102 52V51H101ZM137 52V51H136ZM181 52V51H180ZM215 52V53H216ZM27 53V52H26ZM31 53V52H30ZM50 53V52H49ZM114 54V58H112V60H113V64H112V62L109 60V59H107L109 56H108V54ZM211 53V52H210ZM63 54V53H62ZM65 54V53H64ZM199 54V53H198ZM212 54V53H211ZM28 55H29V53H28ZM49 55V54H48ZM52 55V54H51ZM86 55H88V54H86ZM146 55V54H145ZM213 55V54H212ZM212 55L210 56V57H212ZM53 56V55H52ZM55 56V55H54ZM83 56V55H82ZM201 56V55H200ZM65 58H66V56H64ZM85 57V56H84ZM83 57V58H84ZM125 57V56H124ZM129 57V56H128ZM127 57V58H128ZM147 57V56H146ZM179 57V56H178ZM208 57V56H207ZM214 57V56H213ZM217 57V58H218ZM36 58V59H37ZM82 58V59H83ZM87 58V57H86ZM131 58H132V56H131ZM203 58V57H202ZM205 58V57H204ZM216 57L214 58L215 60L217 59ZM30 59H32V58H30ZM63 59V58H62ZM129 59V58H128ZM206 59V58H205ZM14 61H15V59H13ZM133 60V59H132ZM142 60V59H141ZM175 60H177L178 62H175ZM80 61H83V60H80ZM79 61V62H80ZM129 61V60H128ZM145 61V60H144ZM153 61H156V60H153ZM206 61H207V59H206ZM212 61V60H211ZM217 61V60H216ZM25 62V61H24ZM23 61H22V63H20V64H23L24 63ZM38 62V61H37ZM47 62H48V60H47ZM97 62V63H98ZM204 62V61H203ZM17 63H18V61H17ZM26 63V62H25ZM97 63H96V66H97ZM111 63V64H110ZM129 63V62H128ZM215 63V62H214ZM85 64V63H84ZM99 64V63H98ZM132 64H133V62H132ZM117 66V69H115L116 67L115 66ZM22 66H24V64L22 65ZM28 66V65H27ZM70 66V65H69ZM104 66H103V68H104ZM131 66V65H130ZM133 66H135V65H133ZM158 67V66H157ZM3 68V67H2ZM26 68V67H25ZM40 68V67H39ZM71 68V67H70ZM50 69V68H49ZM48 69V70H49ZM99 69V68H98ZM164 69V70H165ZM38 70H40V69H38ZM53 70V69H52ZM90 70V69H89ZM93 71H94V69H92ZM102 70V69H101ZM100 70V71H101ZM161 70V69H160ZM96 71V70H95ZM98 71V70H97ZM118 71V72H117ZM162 71H163V69H162ZM14 72V71H13ZM31 72V71H30ZM34 72V71H33ZM195 72H197V71H195ZM199 72V71H198ZM52 73H54L53 71H51V69L49 70V72L47 73L48 75H47V77L49 78V81H50V79L51 78H53L52 80H55V79H57V78H55L54 77V74H52ZM103 73V72H102ZM164 73H166V71H164ZM200 73V72H199ZM56 74V73H55ZM140 74V73H139ZM160 74V73H159ZM197 74V73H196ZM50 75H52V77L50 76ZM78 75V74H77ZM76 75V76H77ZM104 75V74H103ZM193 75H195V74H193ZM40 76H41V74H40ZM39 76V77H40ZM75 76V77H76ZM83 76V75H82ZM101 76V75H100ZM169 76V77H170ZM44 77V76H43ZM51 77V78H50ZM74 77V76H73ZM79 77V76H78ZM118 77V76H117ZM135 77H136V75H135ZM80 78V77H79ZM100 78V77H99ZM99 78H97V79H99ZM166 78V77H165ZM60 79V78H59ZM183 79V80H182ZM58 80V79H57ZM120 80V79H119ZM162 80V79H161ZM168 80H170V78L168 79ZM56 81V80H55ZM59 81V80H58ZM57 81V82H58ZM74 81V80H73ZM76 81V80H75ZM81 81V80H80ZM120 81H122V80H120ZM119 81V82H120ZM224 81H225V83H224ZM77 82V81H76ZM196 82V81H195ZM52 83V82H51ZM60 83V82H59ZM54 84H56L55 82H54ZM54 84H48L49 86H53ZM79 84V83H78ZM113 84V83H112ZM129 84V85H130ZM181 84V83H180ZM72 86V85H71ZM183 86V85H182ZM211 86V85H210ZM218 86V85H217ZM217 86H215V87H217ZM47 87V86H46ZM137 87V86H136ZM209 87V86H208ZM212 87V86H211ZM52 88V87H51ZM55 88V87H54ZM64 88V87H63ZM133 88H135V87H133ZM50 89V88H49ZM48 89V90H49ZM53 89V88H52ZM164 89V88H163ZM217 89V88H216ZM215 89V90H216ZM51 90V89H50ZM55 90H56V88H55ZM59 90V89H58ZM64 90H66V89H64ZM64 90H63V93H64ZM130 90V89H129ZM133 90V89H132ZM135 90V89H134ZM57 91V90H56ZM60 91H61V89H60ZM70 91V90H69ZM188 91V90H187ZM72 92V91H71ZM135 92V91H134ZM219 92V91H218ZM54 93V92H53ZM61 93H62V91H61ZM60 93V94H61ZM74 93V92H73ZM72 93V94H73ZM66 94V93H65ZM189 93H187V95H188ZM1 95V94H0ZM62 95V94H61ZM69 95V94H68ZM140 95V94H139ZM70 96V95H69ZM69 96H67L66 95V97H69ZM78 96V95H77ZM140 96H142V95H140ZM167 96V95H166ZM1 97V96H0ZM71 97H73L72 95H71ZM227 97V98H228ZM2 98H4V97H2ZM63 98V97H62ZM5 99V98H4ZM2 100V102L4 103V106H3V103H2V105L1 106H3V107H5L6 105H8L7 106V108L6 109H4V110H6V115L8 116L7 117V119L5 118V120H1V118H0V124H1V126H0V148L3 150V151H6L7 152V147L9 146L11 149V151L10 152H8L7 154L9 155V157L10 158H5V159H11L12 160V165L10 166L9 164H11L10 162H8L9 164H8V168H9V166H10V169H12L13 168V170H11L12 172L8 175L6 172L5 173H1V171H5V170H1L0 171V175L2 176V178L1 179H6V181H7V179H12V181H13V184L15 185L14 187V189H12V191L11 192H9L8 191V189L7 188H3V185H1V184H3V183H1L0 182V186H1V188L2 189H0V199H1V197H2V195L4 196V195H6L5 197H9L10 199H12V201H14V206H13V209H11L10 210V218L9 217H7V218H9V222H10V225H9V227H8V229H9V232H11V233H14V240L13 241H16V244L17 243H20L21 242V244H19V245H21V246H23V247H26L27 245H26V243H28V242H26V243H24V236L26 235V233H23L22 232V230H21V228H20V225H23V227L22 228H24V226L26 227H28L29 225V227H31V226H33V225H35L36 227H40V229H37V230H40L41 232H44L45 233V231H44V229H42L43 228V226H42V228H41V224H40V221H39V219L40 218H42V217H40L41 215L43 216V217H46V230H47V233H48V235H49V241L50 240H52L53 239V237H54V232H55V235H56V239H63L62 241V243H64V244H67V240H66V242H64L65 241V239L67 238V236L69 235V233L70 234H72V236H73V238H72V241L74 240L75 242L74 243H76L75 244V247H76V252H78L77 254H78V256H77V258L79 259V260H82L83 261V259H82V257H84V255L83 254H86V251L87 250H89V253L91 252L92 254H95L96 255V252H99V255H100V259H101V263L102 264H160V262H157L155 259H154V257H153V254H152V251H147V252H144L143 250H142V247H140V245L138 244V243H136V244H138V245H136L134 242H132L131 240L130 241H126V239H119V241L115 238H113V237H115V236H112L113 234L110 232V231H108L107 229H106V227L104 226H102V224H101V214H100V212L96 209L95 210V206H94V204L95 203H90V202H88V206H87V200H86V195H85V193H84V185H83V182H82V180H79L78 179V177L76 176V175H74V174H72L71 172H70V176H69V179L68 180H70L69 182L71 183L70 185L72 186L71 188L73 189V194H74V199H75V201L73 202V204H75V206L78 204V207L79 206H81L83 209H85L84 211H86V213H85V216H83V217H80V215L78 214L79 212H78V210H76V207H74V208H72V209H70L69 208V210H68V213H67V217L69 218L68 220H69V222L71 223H69V228L71 229V232H69L68 233V231H67V229L64 227L63 228V226H61V225H59L58 224V221H56L57 220V217H59L58 215L56 216V214H60L58 211H59V209H58V206H60V205H58L57 203H58V196L56 197L55 196V194L56 193H58V191L56 190V188H57V186H54V189H55V193L53 192V194H52V192H50L49 191V189L47 188V186H44L43 188L45 189L44 190V192H42V191H39V190H35V188L33 187V185H35V184H33L32 185V181L33 180H35L36 182H38V180H40L41 179V176L43 175V174H45V173H43V174H41L40 173V169L41 168H39L38 169V167H39V165L41 164H39V165H37L39 162H40V155H41V151L43 150H41L40 151V155H38L37 154V152H33L34 150V148H36V145L34 144L36 141H35V139H36V137L35 138H33L30 134H32V133H28V132H18V130L17 129H14V121L15 120H13V128L11 127L12 125L8 122L10 119H12L11 117H13V116H11L9 113H11V112H13L15 109H14V104H13V101L15 100L14 98H12V101L10 102H8V104H6V100ZM59 99H60V96H59ZM64 99V98H63ZM69 99H70V97H69ZM68 98H67V100H69ZM73 99V98H72ZM141 99V98H140ZM185 99H186V101H187V105L189 106L188 108L190 109V111H194L193 109H194V107H195V103H194V101H193V98H192V96H185ZM229 99L227 100V101H229ZM11 100V99H10ZM16 100H19L18 99V97H17V99ZM66 100V101H67ZM62 101V100H61ZM65 101V100H64ZM67 102H70V100L69 101H67ZM72 102V101H71ZM143 102V101H142ZM218 102V101H217ZM217 102H215V103H217ZM66 103V102H65ZM88 103V102H87ZM186 103V102H185ZM227 103V102H226ZM225 103V104H226ZM233 103V104H232ZM10 104V105H9ZM70 103H68L67 105H69ZM221 104V103H220ZM231 104L232 105H234V107L232 106L231 107ZM77 105H80V104H78L77 103ZM83 105V104H82ZM86 105V104H85ZM202 105V104H201ZM205 105V104H204ZM61 106V105H60ZM73 106V105H72ZM159 106H161V105H159ZM32 108L33 106H29V108ZM64 107V106H63ZM70 107V106H69ZM74 107V106H73ZM78 107V106H77ZM83 108H87L86 106L84 107V105L82 106ZM90 107V106H89ZM39 108V107H38ZM72 108V107H71ZM71 108H69L70 109V111H71ZM76 108V107H75ZM173 108V107H172ZM198 108V107H197ZM225 108V107H224ZM32 109H34V107L32 108ZM60 109V108H59ZM64 110H67L66 108H63ZM77 109V108H76ZM81 109V108H80ZM89 109V108H88ZM145 109H147V108H145ZM161 109V110H160ZM171 109V108H170ZM186 109V108H185ZM188 109V110H189ZM36 110V109H35ZM34 110V111H35ZM42 110V109H41ZM85 109H83L82 111H84ZM87 110V109H86ZM93 110V109H92ZM187 110V111H188ZM222 110V111H223ZM33 111V110H32ZM60 111H61V109H60ZM73 111V110H72ZM70 112V113H72L73 114V112ZM77 111V110H76ZM88 111H90V110H88ZM146 111V110H145ZM176 111V110H175ZM184 111H186V110H184ZM3 112V111H2ZM3 112V113H4ZM64 112V111H63ZM178 112V111H177ZM189 113V114H191V116H192V118H193V115H194V112L193 113ZM196 112H198V110L196 111ZM195 112V113H196ZM200 112V111H199ZM199 112L197 113L198 115H194V117H196V116H198V118L200 117V120H204V118L202 117V116H200V114H199ZM231 112V113H230ZM14 113V115L16 114V112H13ZM12 113V114H13ZM64 113H69V112H67V111H65ZM86 113V112H85ZM147 113V112H146ZM173 113V112H172ZM171 113V114H172ZM203 113V112H202ZM223 113V114H224ZM228 113H230V114H228ZM2 114V113H1ZM45 114H46V112H45ZM58 114V113H57ZM71 114V115H72ZM77 114V113H76ZM82 114V113H81ZM81 114H79V115H81ZM154 114H155V116H154ZM157 114H158V116H157ZM182 114H184V113H182ZM232 114H231V116H232ZM3 115V114H2ZM5 115V114H4ZM3 115V116H4ZM84 115V114H83ZM82 115V116H83ZM161 115V116H160ZM185 115H186V113H185ZM184 115V116H185ZM220 115H222V114H220ZM226 114H225V117L227 116ZM233 115V116H234ZM19 116V115H18ZM74 116H76V115H74ZM78 116V115H77ZM142 116V115H141ZM160 116V117H159ZM175 116V115H174ZM224 116V115H223ZM68 117H69V115H68ZM80 117V116H79ZM84 117V116H83ZM82 117V118H83ZM85 117H86V115H85ZM84 117V118H85ZM143 117V116H142ZM186 117V116H185ZM3 118V117H2ZM78 118V117H77ZM76 118V119H77ZM81 118V119H82ZM145 118V119H146ZM154 120H153V119ZM191 118V120H193ZM4 119V118H3ZM80 119V118H79ZM86 119V118H85ZM102 119V118H101ZM100 119V120H101ZM185 119V118H184ZM82 120H84V119H82ZM94 120V119H93ZM142 120V119H141ZM206 120V119H205ZM204 120V121H205ZM222 120V119H221ZM225 120V119H224ZM1 121L2 122H4V123H1ZM10 121H12V120H10ZM56 121V120H55ZM68 121V120H67ZM70 121V120H69ZM76 121V120H75ZM98 121V120H97ZM104 121V120H103ZM106 121V120H105ZM187 121V120H186ZM57 122V121H56ZM73 122V121H72ZM82 122V121H81ZM87 122V121H86ZM85 122V123H86ZM5 123H7V124H5ZM8 123H9V125H8ZM25 123V122H24ZM23 123V124H24ZM42 123H43V121H42ZM49 123V122H48ZM70 123H71V121H70ZM79 123V122H78ZM105 123V122H104ZM103 123V124H104ZM218 123L220 124V122L218 121ZM4 124V126H5V129H4V126H2ZM59 124V123H58ZM73 123H71V125H72ZM75 124H76V122H75ZM82 124H83V122H82ZM88 124V123H87ZM86 124V125H87ZM94 124H95V122H94ZM97 124V123H96ZM98 124H100V123H98ZM108 124V123H107ZM142 124H140L141 126H139V128L141 129V131H140V133L141 132H143L142 131ZM188 124V123H187ZM232 124V123H231ZM232 124V125H233ZM45 125V127H47V125L48 124H44ZM62 125H63V123H62ZM74 125V124H73ZM73 125L71 126V128H73ZM76 125H78V124H76ZM85 125V124H84ZM105 125V124H104ZM195 125V124H194ZM91 126V125H90ZM92 126L94 127V128H96V126L95 125H93L92 124ZM91 126V127H92ZM113 126H114V124H113ZM127 126V125H126ZM144 126V128H146ZM233 126V127H234ZM59 127V126H58ZM57 127V128H58ZM60 127H61V125H60ZM59 127V128H60ZM63 127V126H62ZM61 127V128H62ZM79 127V125L77 126V128ZM85 127V126H84ZM83 127V128H84ZM87 127V126H86ZM85 127V128H86ZM97 127H99V126H97ZM103 125H102V128H101V124H100V128L102 129V131L104 130L103 129ZM107 127V126H106ZM110 127V126H109ZM181 127H182V124H181ZM49 128L50 127H48V128H46V130L48 129L49 130ZM56 128V127H55ZM65 128H66V126H65ZM65 128H62V129H64V130H66ZM81 129H82V127H80ZM79 128V129H80ZM94 128H92L93 130H94ZM113 128V127H112ZM223 128V127H222ZM74 129V128H73ZM72 129V132H75L74 130ZM149 129V128H148ZM220 129V128H219ZM5 130V131H4ZM17 130V131H16ZM55 130V129H54ZM60 130V129H59ZM69 130V129H68ZM67 130V131H68ZM82 130H84V129H82ZM81 130V131H82ZM99 130V129H98ZM97 130V131H98ZM114 130V129H113ZM146 130V129H145ZM217 130V129H216ZM61 131V130H60ZM60 131H58V132H60ZM76 131H78V129L76 130ZM100 131V130H99ZM128 131V130H127ZM219 131V130H218ZM220 131H222V130H220ZM47 132V131H46ZM54 132V131H53ZM57 132V131H56ZM55 132V133H56ZM62 132V131H61ZM92 132V131H91ZM104 132V133H103ZM101 134H103L104 136V138H108L109 137V131H103ZM129 132V131H128ZM150 132V131H149ZM49 133V132H48ZM54 133V134H55ZM64 133V132H63ZM63 133H62V135L59 137H52V136H54L53 135V133H52V135H50L51 134V131H50V136H48V135H45V136H47L48 137V139H47V137H46V139L45 140H47V143L48 144H50V145H52V147H54L55 148V145L56 144H58L59 142H61V140H63L64 142H63V144L64 145H67L68 144V148L67 149H69L70 151L69 152H67L68 153V155H67V158H69V156H71L74 152H71V151H79L78 152V154H79V157L78 158H75L74 156V154L72 155V157H74L76 160L75 161H79L80 162V160L79 159H81V162H80V167H82V169H85L86 168V171H87V173H88V175H90V177L92 178V180H93V182L96 184V187H97V189L98 188H100V186H101V184L100 183H102V182H100V175H99V172H98V170H99V168H103V169H107V172L108 173H113V172H115L116 173V171L118 172V171H122V167L120 168L119 166H117V165H115L114 163H113V161H111V157L112 156H106V155H104V152H102L100 149H98V147H96V145H94V147H93V149L91 150V151H88V153L85 151V152H83L84 150H85V145L84 146H82V144L83 143H80V144H78V141H77V144L78 145H73L71 142H69L68 141V139L66 138H64L63 139ZM82 133H84L85 134V131L84 132H82ZM88 133V132H87ZM96 133V132H95ZM98 133V132H97ZM144 133V132H143ZM146 133V132H145ZM151 133V132H150ZM150 133L148 134V132L146 133V134H148V135H150ZM197 133V132H196ZM25 134V135H24ZM61 134V133H60ZM67 134V133H66ZM71 134V133H70ZM110 134H112V133H110ZM114 134V133H113ZM124 134V133H123ZM127 134V133H126ZM130 134V133H129ZM190 134V133H189ZM33 136L35 135V134H32ZM56 135H58V133L56 134ZM55 135V136H56ZM73 134H71V136H72ZM76 135V134H75ZM87 135V134H86ZM90 135V134H89ZM97 135V134H96ZM140 135V134H139ZM147 135V136H148ZM177 135V134H176ZM36 136V135H35ZM43 136V135H42ZM42 136H41V139H42ZM67 136H69L68 134H67ZM74 136V135H73ZM81 136V135H80ZM93 136V135H92ZM95 136V135H94ZM123 136V135H122ZM127 136H129V135H127ZM138 136V135H137ZM141 136H142V134H141ZM179 136V135H178ZM192 136V135H191ZM198 136V135H197ZM64 137H66V136H64ZM70 137V136H69ZM75 137V136H74ZM73 137V138H74ZM81 137H83V136H81ZM87 137V139H88V135L86 136ZM97 137V136H96ZM110 137H112V136H110ZM116 137V136H115ZM126 137V136H125ZM38 138V137H37ZM59 138V139H58ZM75 138H77V137H75ZM90 139L91 138H93V137H89ZM132 137H130V139H131ZM141 138V137H140ZM156 138V139H157ZM198 138H200L199 136H198ZM70 139H72V138H70ZM78 139V138H77ZM95 139V138H94ZM93 139V140H94ZM110 139V138H109ZM116 139V138H115ZM157 139V140H158ZM186 139V138H185ZM184 139V140H185ZM98 140H99V138H98ZM111 140V139H110ZM133 140V139H132ZM139 140V139H138ZM200 140V139H199ZM202 140V139H201ZM41 141V140H40ZM83 141H84V138H83ZM88 143H90V141L91 140H86ZM97 141V140H96ZM105 141V140H104ZM108 141V140H107ZM115 141V140H114ZM125 141V140H124ZM146 141H147V137H146ZM178 141V140H177ZM39 142V140H37V142L36 143H38ZM43 142V141H42ZM87 142H86V144H87ZM101 142V141H100ZM135 142V141H134ZM142 142V141H141ZM141 142L139 143V144H141ZM156 142H158V141H156ZM155 141H153V143L155 144L156 143ZM27 143H28V145H27ZM46 143V144H47ZM96 143V142H95ZM102 143V142H101ZM101 143H99V144H101ZM105 143V142H104ZM108 143V142H107ZM106 143V144H107ZM115 143V142H114ZM117 143V142H116ZM151 143V142H150ZM149 143V144H150ZM240 143V144H241ZM41 144V143H40ZM45 144V145H46ZM48 144H47V146H48ZM60 144H62V142L61 143H59V145ZM109 144H111V142L109 143ZM108 144V145H109ZM117 144H119V143H117ZM152 144V143H151ZM189 144V143H188ZM31 145L33 146V145H35V146H33V149H30V147H31ZM79 145H80V147H79ZM92 145V144H91ZM122 145H124V144H122ZM121 145V146H122ZM136 145V144H135ZM135 145L133 144V149H134V147H135ZM142 145V144H141ZM190 145V144H189ZM250 145V146H249ZM38 146V145H37ZM43 146V145H42ZM47 146H46V148H47ZM57 146V145H56ZM62 146V145H61ZM60 146V147H61ZM76 148H75V147ZM78 146V147H77ZM97 146H98V144H97ZM139 146V145H138ZM152 146H153V144H152ZM152 146H150V147H152ZM163 146V147H164ZM191 146V145H190ZM8 147V148H9ZM39 147V146H38ZM37 147V148H38ZM44 147V146H43ZM59 147V148H60ZM63 147V146H62ZM61 147V148H62ZM67 147V146H66ZM89 147V146H88ZM101 147V146H100ZM120 147V146H119ZM147 148H148V146H146ZM154 147H155V145L153 146V149H154ZM183 147V146H182ZM36 148V149H37ZM46 148H44V149H46ZM48 148H49V146H48ZM51 148V147H50ZM157 148V147H156ZM219 148V147H218ZM35 149V150H36ZM82 149V150H81ZM108 149V148H107ZM110 149V148H109ZM120 149V148H119ZM143 150L145 149V147L144 148H142ZM150 149V148H149ZM164 149V148H163ZM1 150V151H2ZM33 150V151H32ZM52 150H53V148H52ZM102 150H106V149H102ZM155 150V149H154ZM46 151H48V150H46ZM53 151H55V150H53ZM62 151H63V149H62ZM61 151V153H64V152H62ZM153 151V150H152ZM157 150H155L154 152H156ZM252 151H254V156H252ZM49 152V151H48ZM52 151H50V153H51ZM124 152V151H123ZM122 152V153H123ZM165 154H167L168 152H167V149L165 150ZM2 152H0V156L2 155L3 157H5L6 155H4L3 153L1 154ZM44 153V152H43ZM47 153V152H46ZM54 153V152H53ZM119 153V152H118ZM117 153V154H118ZM192 153V152H191ZM76 154H77V152H76ZM77 154V155H78ZM134 154L137 156V153L134 151ZM144 154V153H143ZM44 156H45V154H43ZM47 155H48V153H47ZM58 155V154H57ZM156 155H157V153H156ZM49 156V155H48ZM52 156V157H51ZM53 156H54V154L53 155H50V157L51 158H53ZM63 156V155H62ZM136 156H134V159H135V162L137 161V157ZM162 156V155H161ZM6 157H8V156H6ZM58 157H59V155H58ZM115 157V156H114ZM118 157V156H117ZM140 157V156H139ZM190 157V156H189ZM44 158V157H43ZM55 158H56V156H55ZM120 158V157H119ZM146 158V157H145ZM57 159V158H56ZM59 159H61V158H59ZM73 159V158H72ZM114 159V158H113ZM118 159V158H117ZM124 159V158H123ZM122 159V160H123ZM152 159V158H151ZM0 160H4L3 158H1ZM10 160V161H11ZM43 160H45V159H43ZM52 160V159H51ZM62 160V159H61ZM60 160V161H61ZM121 160V161H122ZM139 160V159H138ZM9 161V160H8ZM50 161V160H49ZM59 161V160H58ZM71 161V160H70ZM252 161H255L256 163L254 164L255 166H254V168H253V165H252V167H251V164H252ZM2 162V161H1ZM0 162V163H1ZM41 162H42V160H41ZM51 162V161H50ZM49 162V163H50ZM66 162H68V161H66ZM119 162V161H118ZM4 163V162H3ZM47 163V162H46ZM78 163V162H77ZM64 164V163H63ZM66 164H68V163H65V165ZM128 164V163H127ZM2 165V164H1ZM4 165V164H3ZM7 165V164H6ZM38 167H37V166ZM52 165H53V163H52ZM79 165V164H78ZM136 165V164H135ZM135 165H134V169L133 170H135L136 168H135ZM182 165L184 166L183 168H182ZM194 165H196L197 167H196V170L195 169H193V166ZM42 166V165H41ZM40 166V167H41ZM47 166V165H46ZM46 166H42V167H45L46 168ZM49 166V165H48ZM50 166H51V163H50ZM54 166V165H53ZM123 166V165H122ZM6 167V166H5ZM12 167V168H11ZM57 167V166H56ZM65 167H67V166H65ZM65 167H63V168H65ZM79 167V168H80ZM127 167V166H126ZM164 167L167 169V170H165L164 169ZM2 168H3V166H2ZM53 168H55V166L53 167ZM68 168H69V166H68ZM68 168H66V169H68ZM128 168V167H127ZM5 169V168H4ZM65 169V170H66ZM147 169V168H146ZM147 169V170H148ZM62 171H64V170H62ZM77 171V170H76ZM84 171V170H83ZM83 171H81L82 173H83ZM129 171V170H128ZM42 172V171H41ZM68 172V171H67ZM125 172H126V170H125ZM134 172V171H133ZM137 172V171H136ZM134 173V175H135V178L134 177H132L131 178V182H132V185H134L133 187H135V189L137 190V196L141 193V195H147V191H146V193L144 192V189H143V187H142V184H141V182L139 183V180L140 179H138V178H141V176L143 175H140L141 173ZM8 173H9V171H8ZM62 173V172H61ZM65 173H66V171H65ZM119 173V172H118ZM81 174V173H80ZM79 174V175H80ZM122 174V173H121ZM162 174V175H163ZM49 175V174H48ZM118 175V174H117ZM119 175H120V173H119ZM128 175V174H127ZM133 175V176H134ZM137 175H138V177H137ZM148 175H150L149 177H148ZM161 175V176H162ZM0 176V177H1ZM45 176V175H44ZM62 176H63V174H62ZM65 176V175H64ZM81 176H82V174H81ZM107 176V175H106ZM115 176V175H114ZM113 176V177H114ZM130 176V175H129ZM46 177V176H45ZM48 177V176H47ZM54 177V176H53ZM57 177V176H56ZM61 177V176H60ZM83 177V176H82ZM81 177V178H82ZM103 177V176H102ZM128 177V176H127ZM152 177V176H151ZM173 177H177V183L175 182V181H172V180H170V179H172ZM40 178V179H39ZM50 178V177H49ZM66 178V177H65ZM108 178L110 179V176H108ZM143 178V177H142ZM155 178V177H154ZM170 178V179H169ZM0 179V180H1ZM9 179V180H10ZM52 179V178H51ZM107 179V178H106ZM119 179V178H118ZM161 179V178H160ZM173 179H175V178H173ZM47 180V179H46ZM45 180V181H46ZM85 180V179H84ZM111 180V182L113 181L112 179H110ZM159 180V179H158ZM171 182H174V183H176L175 185H174V183L172 184V183H169L170 181ZM11 181V182H12ZM42 181V180H41ZM45 181H42V182H45ZM61 181V180H60ZM102 181V180H101ZM104 181V180H103ZM129 181V182H130ZM143 181H147V180H145V179H142V182ZM156 181H157V179H156ZM3 182V181H2ZM5 182V181H4ZM35 182V183H36ZM50 182V181H49ZM54 182H55V180H54ZM109 182V181H108ZM111 182H109V183H111ZM130 182V183H131ZM149 182V181H148ZM147 182V183H148ZM159 182H160V180H159ZM7 183V186H10V185H8V181L6 182ZM19 183H20V185H19ZM34 183V182H33ZM39 183V182H38ZM52 183H53V181H52ZM114 183H115V181H114ZM124 183V182H123ZM18 184V185H17ZM24 184V186L22 187V189H20V187H21V185H23ZM28 184H31V185H29L28 186ZM43 184V183H42ZM46 185H47V183H45ZM44 184V185H45ZM57 185L59 184V183H56ZM102 184H104V182L102 183ZM112 184V183H111ZM144 184V183H143ZM150 184V183H149ZM11 185H12V183H11ZM40 185V184H39ZM39 185H37L36 187H38ZM151 185V184H150ZM161 185V184H160ZM6 186V187H7ZM18 186H19V188H18ZM43 186V185H42ZM49 186H50V183H49ZM199 186H200V188H199ZM128 187V186H127ZM132 187V188H133ZM147 187H150V186H147ZM8 188H10V187H8ZM13 188V187H12ZM29 189L31 192H32V194H33V197H32V200L31 201H26L28 204H34V206L36 207V208H39L38 210H39V215L37 214H35V217H34V215H32V213H31V215L30 214H26V215H24L23 214V212L22 211H19V209L17 208V202H18V198L20 197V193H21V191L22 190H24V189ZM38 188H40V187H38ZM106 188V187H105ZM108 188V187H107ZM111 188V187H110ZM158 188V187H157ZM54 189H53V191H54ZM65 189V188H64ZM151 189V188H150ZM164 189V188H163ZM190 189H191V191H190ZM40 190H41V188H40ZM68 190V189H67ZM71 190V189H70ZM69 190V191H70ZM100 190V189H99ZM136 190H134V191H136ZM157 190V189H156ZM159 190H161V189H159ZM201 190V191H200ZM101 191V190H100ZM110 191V190H109ZM167 191V190H166ZM23 192V191H22ZM25 192L26 193H30L29 191L27 192V190H25ZM66 192V191H65ZM5 193V194H4ZM112 193V192H111ZM139 193V194H138ZM66 194V193H65ZM64 194V195H65ZM100 194V193H99ZM106 194V193H105ZM134 194V193H133ZM193 194V193H192ZM23 195H25L24 194V192H23ZM22 195V196H23ZM31 195V194H30ZM47 195V196H46ZM103 195V194H102ZM107 195V194H106ZM105 195V196H106ZM170 195V194H169ZM60 196V195H59ZM63 196V195H62ZM70 196V195H69ZM24 197H26V196H24ZM29 197V196H28ZM31 197V196H30ZM46 197V198H45ZM154 197V196H153ZM191 197V196H190ZM197 198V199H198ZM9 199V200H10ZM15 199V200H14ZM64 199H67V198H65V196H64ZM139 199V198H138ZM178 199V198H177ZM223 199V198H222ZM230 199H231V203H230ZM3 200V199H2ZM1 200V201H2ZM27 200H28V198H27ZM86 200V201H85ZM172 200V201H173ZM208 200V199H207ZM0 201V202H1ZM35 201H37L36 203H34ZM65 201H67V200H65ZM125 201V200H124ZM223 201V202H224ZM123 202V201H122ZM127 202V201H126ZM138 202V201H137ZM178 202H179V200H178ZM20 202H18V204H19ZM77 203V204H76ZM128 203V202H127ZM173 203V202H172ZM176 204H178L177 202H175ZM175 203H174V205H175ZM196 203V202H195ZM131 204V203H130ZM142 204V203H141ZM141 204H139L140 206H141ZM126 205V204H125ZM179 205H180V203H179ZM209 205V204H208ZM2 206V205H1ZM72 206H74V205H72ZM92 206H94L93 208L94 209H92ZM101 206V205H100ZM122 206H123V204H122ZM121 206V207H122ZM199 206V205H198ZM8 207V206H7ZM19 207V206H18ZM27 207H28V205H27ZM26 206H25V208L23 209V211L27 208ZM62 207V206H61ZM175 207V206H174ZM174 207H172L173 209H174ZM179 207V206H178ZM177 207V208H178ZM12 208V207H11ZM20 208V207H19ZM130 208V207H129ZM180 208V207H179ZM179 208H178V210H179ZM199 208V207H198ZM203 208V207H202ZM205 208V207H204ZM216 208V207H215ZM10 209V208H9ZM82 209V210H83ZM195 209V208H194ZM246 209H247V213L245 212L246 211ZM80 210V209H79ZM141 210V209H140ZM193 210V209H192ZM198 210V209H197ZM206 210V209H205ZM27 211H28V209H27ZM26 211V212H27ZM33 211V210H32ZM31 211V212H32ZM95 213H94V212ZM131 211V210H130ZM167 211V210H166ZM196 211V210H195ZM9 212V211H8ZM25 212V211H24ZM171 212H172V210H171ZM132 213V212H131ZM175 212L173 211V213L172 214H174ZM189 213H191L190 211H189ZM193 213V212H192ZM191 213V214H192ZM254 214L255 215V217L257 216V221L256 222H253V223H256V230L255 231H253L252 229H251V227L249 228L247 225H249V223L247 222V224H245L246 225V227H244V225L242 226V221L244 220V218L245 217H249L250 218V215L251 214ZM140 214V213H139ZM190 214V215H191ZM194 214V213H193ZM232 214H236L235 215V218L233 219L232 217L234 216V215H232ZM247 216H246V215ZM78 215H79V219H81L80 221H81V223H82V228L81 229H74V228H72L71 227V225H76L75 223H76V218L78 217ZM129 215V214H128ZM162 214H161V212H159L158 213V230L160 231V237L162 236L164 239H163V241H164V243H165V246L169 249V247H170V245H173V246H175L176 247V249H177V246L179 245L178 244V241H176V240H174V237H171V236H169L170 237V239H172V242H170L169 240H168V237L165 235V230H164V223H163V221H162V216H161ZM164 215V214H163ZM195 215V214H194ZM0 216H1V214H0ZM32 216L35 218L34 219V221H33V218H32ZM76 216V218H74ZM82 216V215H81ZM245 216V217H244ZM40 217V218H39ZM61 217L62 216H60V218L59 219H61ZM128 217V216H127ZM247 217V219H245V221H248V218ZM259 217V218H258ZM130 218V217H129ZM193 218V217H192ZM220 218H225V220H221V224L222 223H224V225H226V223H227V220H231V221H233L234 223H236V228H238V231H236L237 232V235L235 236V238L234 237H232V238H234V240L233 241H229L228 242V240H227V242L229 243L228 245V247L226 246V245H224V243L222 242V232H221V230L218 228V224H217V221L220 219ZM1 219V218H0ZM45 219V218H44ZM64 219V218H63ZM116 219H117V217H116ZM3 220V219H2ZM65 220V219H64ZM61 221H62V219H61ZM79 221V222H80ZM117 221V220H116ZM119 221V220H118ZM115 222V221H114ZM232 222V223H233ZM250 222V221H249ZM62 223V222H61ZM119 223V222H118ZM121 223V222H120ZM166 223V222H165ZM210 223H212L213 225H214V228H216V231H217V234H216V236H213L212 235V232H211V230H210ZM246 223V222H245ZM7 224V223H6ZM25 224H27V225H25ZM43 224V223H42ZM117 224V223H116ZM167 224V223H166ZM194 224V223H193ZM228 224V223H227ZM1 225V224H0ZM229 225V224H228ZM116 226V225H115ZM118 226V225H117ZM116 226V227H117ZM222 226H223V224H222ZM227 226V225H226ZM36 227H34L35 228V230H33V231H35V232H38V231H36ZM119 227V226H118ZM231 227L234 229V232H235V230H237V229H235L232 225H231ZM68 228V229H69ZM92 228H94L93 230L94 231H92ZM109 228V227H108ZM112 228V227H111ZM110 228V229H111ZM222 228V227H221ZM109 229V230H110ZM114 229H115V227H114ZM117 229V228H116ZM112 230V229H111ZM117 230H119V229H117ZM116 230V231H117ZM133 230V229H132ZM115 231V230H114ZM158 231V232H159ZM229 231V230H228ZM6 232V231H5ZM5 232H2V230L0 229V236L3 234V233H5ZM98 232H105V237H106V239L107 240H109V245L108 246H102L101 244H100V242L98 241V237L95 235V234H98ZM121 232V231H120ZM233 231H232V233H234ZM118 233V232H117ZM194 235H198V233H199V230H196V232H195V230H194ZM41 234V233H40ZM102 234V233H101ZM127 234V233H126ZM235 234V233H234ZM233 234V235H234ZM27 235H29L28 233H27ZM26 235V236H27ZM118 235V234H117ZM122 235V234H121ZM124 235V234H123ZM200 235V234H199ZM228 235V234H227ZM232 235V236H233ZM6 236V235H5ZM103 236V235H102ZM131 236V235H130ZM152 236V235H151ZM2 237V236H1ZM0 237V238H1ZM35 237V236H34ZM97 237V238H96ZM99 237H100V235H99ZM104 237V238H105ZM24 238V239H23ZM65 238V239H64ZM155 238V237H154ZM153 238V239H154ZM185 238H186V236H185ZM191 238V237H190ZM197 237L195 236V239H196ZM230 238V237H229ZM5 239V238H4ZM105 239V240H106ZM150 239H152V238H150ZM176 239V238H175ZM192 239H194V238H192ZM55 240V239H54ZM54 240H53V242H54ZM70 240V239H69ZM107 240H106V242H107ZM160 240V239H159ZM27 241V240H26ZM153 241V240H152ZM197 241H199V239L197 240ZM2 242H4V241H2ZM31 242V241H30ZM39 242V241H38ZM57 241L55 240V243H56ZM180 242V241H179ZM216 242H214V244L216 243ZM15 243V242H14ZM41 243V242H40ZM73 243V242H72ZM71 243V244H72ZM59 244H60V242H59ZM175 244V245H174ZM217 244V243H216ZM52 245V244H51ZM62 245V244H61ZM60 245V246H61ZM157 245V244H156ZM30 246V245H29ZM72 246V245H71ZM145 246V245H144ZM200 246H201V248H203L202 247V244H200ZM206 246V245H205ZM30 247H32V246H30ZM62 247H65V246H62ZM62 247H60V248H62ZM35 248H36V246H35ZM147 248H148V246H147ZM174 248V247H173ZM28 249V248H27ZM71 250V248L70 247H68V251H70ZM149 249V248H148ZM180 249V248H179ZM30 250V249H29ZM165 250V249H164ZM178 250V249H177ZM201 250H203V249H200L199 251H200V253H202L201 252ZM219 250V251H218ZM17 251H19V250H17ZM16 251V252H17ZM32 251V250H31ZM67 251V252H68ZM160 251V250H159ZM186 251L189 253V257H190V259L193 261L194 260V253L196 252V249L195 248H193V250L192 251H189L188 250V248L186 249ZM20 252V251H19ZM19 252H18V255H19ZM30 252V251H29ZM33 252V251H32ZM31 252V253H32ZM65 252H66V250H65ZM25 253V252H24ZM28 253V252H27ZM31 253H30V255H31ZM63 253V252H62ZM62 253H61V255H62ZM88 253V254H89ZM171 253V252H170ZM15 254V253H14ZM69 254H70V252H69ZM77 254H74V255H77ZM197 255H198V252L196 253ZM25 255V254H24ZM33 255H35V252H34V254ZM30 256V261H31V259L33 260L34 259V256ZM49 256H48V258H51V254H48ZM65 255V254H64ZM98 255V256H99ZM169 255V254H168ZM196 255V256H197ZM14 256V255H13ZM22 256H23V254H22ZM87 256V255H86ZM94 256V255H93ZM27 257V256H26ZM26 257H24V259L26 258ZM39 257V256H38ZM169 257H171V256H169ZM176 257V256H175ZM35 258H36V256H35ZM40 258V257H39ZM85 258V257H84ZM114 258V259H113ZM164 258V257H163ZM168 258V257H167ZM177 258V257H176ZM203 258V260H205V259H207L206 258V255H205V257H202ZM14 259V258H13ZM24 259H22L23 260V264H24V262H25V260ZM71 259V258H70ZM113 259V260H112ZM162 259V258H161ZM170 259V258H169ZM89 260H91V259H89ZM88 260V261H89ZM92 260H93V257H92ZM10 261V260H9ZM14 261V260H13ZM16 261V260H15ZM19 261V260H18ZM21 261V260H20ZM19 261V262H20ZM34 261H35V259H34ZM82 261H81V263H82ZM166 261V260H165ZM17 262V261H16ZM28 262H29V260H28ZM28 262H27V264H28ZM36 262V261H35ZM34 262V263H35ZM48 262H50V259L48 260ZM65 263H68V262H66V261H64ZM70 262V261H69ZM96 262V261H95ZM94 262V263H95ZM97 262H100V261H97ZM164 262V261H163ZM173 262V263H172ZM209 262V261H208ZM34 263H32V264H34ZM72 263V262H71ZM83 263H84V261H83ZM89 263H91V262H89ZM181 263V262H180ZM179 262L177 263V261L175 260H173V261H171V264H180ZM194 263V262H193ZM19 264V263H18ZM69 264V263H68ZM87 264H88V262H87Z\"/></svg>",
	"mask_w": 264,
	"mask_h": 264
}]
</instances>
